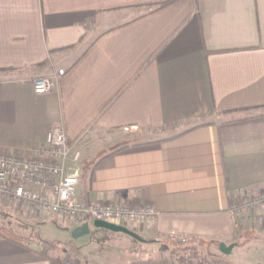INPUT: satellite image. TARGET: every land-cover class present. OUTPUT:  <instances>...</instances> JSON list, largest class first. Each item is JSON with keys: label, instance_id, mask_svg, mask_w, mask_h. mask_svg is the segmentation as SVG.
<instances>
[{"label": "crops", "instance_id": "obj_1", "mask_svg": "<svg viewBox=\"0 0 264 264\" xmlns=\"http://www.w3.org/2000/svg\"><path fill=\"white\" fill-rule=\"evenodd\" d=\"M162 1L0 0V152L24 155L61 126L80 151L76 197L158 211L130 221L142 251L106 264H208L206 243L232 251L262 234H237L228 209L264 191V0L152 9ZM170 236L198 258L179 260ZM24 244L0 236V264H66Z\"/></svg>", "mask_w": 264, "mask_h": 264}, {"label": "built area", "instance_id": "obj_2", "mask_svg": "<svg viewBox=\"0 0 264 264\" xmlns=\"http://www.w3.org/2000/svg\"><path fill=\"white\" fill-rule=\"evenodd\" d=\"M59 70L53 76H38L32 81L35 93H46L56 86ZM80 151L66 139L61 126L49 130L43 144L32 147L24 155L0 152V200L13 209L34 215L48 212L56 216L61 227H75L84 222L102 220L120 224L123 221L145 222L155 218L154 206L134 207L98 203L76 197ZM264 208V191H250L234 200L229 213L234 228L243 230L249 213ZM184 241V239H182ZM66 264H82L65 260Z\"/></svg>", "mask_w": 264, "mask_h": 264}, {"label": "rangeland", "instance_id": "obj_3", "mask_svg": "<svg viewBox=\"0 0 264 264\" xmlns=\"http://www.w3.org/2000/svg\"><path fill=\"white\" fill-rule=\"evenodd\" d=\"M5 75L7 74L0 73V76ZM23 215L22 211L13 209L0 200V236L16 242L35 245L37 241L33 239L32 235L37 232L41 239L60 243V251L51 254L64 257L66 260L79 261L82 264L85 262L106 264L107 261L113 259L122 262L127 258L135 257L138 252L142 251L139 250L140 247H144L140 245L136 248L134 245H137L138 240L122 232L96 228L92 225V221L89 222L90 232L88 234L73 238L70 235L71 228L61 227L53 219L40 222L36 219L27 220ZM248 217L243 230L252 227L257 231L262 230L261 235L251 237L255 248L251 245L247 248L237 246L230 253L224 254L218 247L206 243L200 251L201 259L207 261L208 264H264V257L260 256V251L262 253L263 248L259 246L264 240V208L256 213H249ZM120 224L129 229H135L130 221H123ZM236 233L239 232L236 230ZM177 237L181 243L183 242L182 238L185 241L184 237L170 236L172 239Z\"/></svg>", "mask_w": 264, "mask_h": 264}, {"label": "trees", "instance_id": "obj_4", "mask_svg": "<svg viewBox=\"0 0 264 264\" xmlns=\"http://www.w3.org/2000/svg\"><path fill=\"white\" fill-rule=\"evenodd\" d=\"M173 0H165L162 1L160 3H156L152 9H159L162 8L166 5H168L170 2H172ZM123 147H118L115 150H119ZM33 239H36V243L38 244L39 248L38 249H34L35 253H37L40 256H44V257H51L54 261H57L59 263H62V259L59 256H53L51 253L52 252H59L60 251V243L58 242H52V241H48L45 239H41L39 234L33 233ZM32 241V240H30ZM137 245H134L136 247L142 245V242L138 241V243H136ZM25 246L29 247L28 244H24ZM172 252L174 255L177 256V258H179V260L183 261H188V262H193V258L197 257V251H195V248L191 245L188 244H182V243H178L177 246L172 247ZM199 253V252H198Z\"/></svg>", "mask_w": 264, "mask_h": 264}, {"label": "water", "instance_id": "obj_5", "mask_svg": "<svg viewBox=\"0 0 264 264\" xmlns=\"http://www.w3.org/2000/svg\"><path fill=\"white\" fill-rule=\"evenodd\" d=\"M92 225L96 228H103V229H107V230H110L113 232L125 233V234L133 237L134 239H136L140 242L145 241V239L140 237L136 232L129 229L128 227H125L122 224L111 223V222L102 221V220H94L92 222ZM89 232H90V223L84 222L80 225H77V226L71 228L70 235L73 238H78L80 236L88 234ZM232 246H233L232 244L226 245L225 243L221 242V243H219V250H220V252H222L224 254H228L231 251Z\"/></svg>", "mask_w": 264, "mask_h": 264}]
</instances>
